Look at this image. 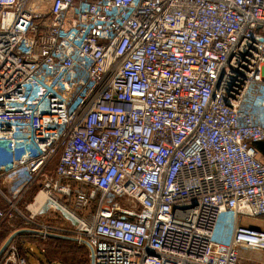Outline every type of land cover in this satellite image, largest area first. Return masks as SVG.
<instances>
[{"label":"built area","instance_id":"obj_1","mask_svg":"<svg viewBox=\"0 0 264 264\" xmlns=\"http://www.w3.org/2000/svg\"><path fill=\"white\" fill-rule=\"evenodd\" d=\"M7 217L94 264L264 254V0H0Z\"/></svg>","mask_w":264,"mask_h":264},{"label":"rangeland","instance_id":"obj_2","mask_svg":"<svg viewBox=\"0 0 264 264\" xmlns=\"http://www.w3.org/2000/svg\"><path fill=\"white\" fill-rule=\"evenodd\" d=\"M37 187H33L30 191V196L32 197L33 195H35L36 191H37ZM30 199V198H29ZM31 201H28V197L25 200V204L24 205H20L18 208L22 211V212H26V203H29ZM126 203L129 205L130 202L126 201ZM82 214V213H81ZM84 214V213H83ZM53 217L50 218V216H45V217H39L37 220L38 222L36 223L37 225H43V224H51L55 221V219L59 220V215L58 214H51ZM250 220L249 219H244V223L248 224ZM254 222H256L259 225H262L264 227V217L258 218V219H254ZM36 226V225H34ZM33 225L27 224L26 222H23L19 219L11 221L9 219V217H7L0 225V236H4L6 237L4 240H2L0 242V250L2 249V247L5 245V243L8 241V239L17 231H23V230H28V229H34ZM18 228V229H17ZM27 233H31L30 231ZM8 237V238H7ZM41 239V238H40ZM42 241H47V239H41ZM16 241V240H15ZM17 242L18 247H21V240L19 239ZM24 247L27 251V257L30 259V263L31 264H64L63 263V259L61 258V255L55 254V252L52 250L49 251L48 253V260L49 262H47L45 256L41 253L40 248L33 243H30L28 241H24L23 242ZM77 245V246H76ZM76 245H74V247H78V246H83V245H79L76 243ZM85 246V245H84ZM73 247V246H72ZM31 248H33V253L28 252V249L30 250ZM88 248V247H87ZM82 249H77V252L80 253ZM83 253H85V251H82ZM82 253V254H83ZM251 254L253 252H250ZM256 253H258L256 251ZM260 253V252H259ZM251 254L248 255V257L252 256ZM242 257V254H241ZM251 258V257H250ZM87 259V257H86ZM249 260H243L242 264H250L251 262H248ZM258 263V262H257ZM252 264V263H251Z\"/></svg>","mask_w":264,"mask_h":264},{"label":"trees","instance_id":"obj_3","mask_svg":"<svg viewBox=\"0 0 264 264\" xmlns=\"http://www.w3.org/2000/svg\"><path fill=\"white\" fill-rule=\"evenodd\" d=\"M29 193L26 196V198L28 197V201H32L34 195L31 197ZM26 198H25V200H26ZM5 238L6 237H4V236H0V242L2 240H4ZM19 239L21 240V247L19 246V249H20L21 253L26 257H27V251L24 247L25 244H23V242L25 240L30 242V243L36 244L40 248L41 253L45 256L47 262H49L48 253L50 250L53 249L55 254L62 256L61 258L63 259L62 261L64 264H91L89 249L84 245L74 247V245H76V243L71 241V240L56 238V237H50L47 239V241H42L40 239V237H38V235L27 233V232L20 234L15 240L18 241ZM77 249H82V250L80 251V253H78ZM82 251H85V253H83ZM28 252H30L29 249H28ZM86 257H87V259H86ZM28 260L30 262L29 258H28Z\"/></svg>","mask_w":264,"mask_h":264},{"label":"crops","instance_id":"obj_4","mask_svg":"<svg viewBox=\"0 0 264 264\" xmlns=\"http://www.w3.org/2000/svg\"><path fill=\"white\" fill-rule=\"evenodd\" d=\"M253 220H250L248 222V224L251 226L257 227V228H263L264 229V227L262 225L257 224ZM31 249H32V251H34L33 248H31ZM250 252H253V253L251 254ZM240 253L242 254V257L240 260L241 264L243 263V260H249L248 262H251L252 264H264V254H262V253H259V252L256 253V251L248 249V248H241ZM249 254L252 255V256H250L251 258L248 257Z\"/></svg>","mask_w":264,"mask_h":264},{"label":"water","instance_id":"obj_5","mask_svg":"<svg viewBox=\"0 0 264 264\" xmlns=\"http://www.w3.org/2000/svg\"><path fill=\"white\" fill-rule=\"evenodd\" d=\"M48 211V206L47 207H45L44 209H43V213H46ZM63 213V215L66 217V218H68V219H70L71 221H73L72 220V218L70 217V215H68L67 213H65V212H62ZM74 222V221H73ZM25 232H29L28 230H23V231H17V232H15L9 239H8V241L5 243V245L2 247V249L0 250V257H1V255L3 254V252H4V250L7 248V246H8V244H10L13 240H15L20 234H23V233H25ZM91 264H94V260H93V258H92V260H91Z\"/></svg>","mask_w":264,"mask_h":264},{"label":"bare ground","instance_id":"obj_6","mask_svg":"<svg viewBox=\"0 0 264 264\" xmlns=\"http://www.w3.org/2000/svg\"><path fill=\"white\" fill-rule=\"evenodd\" d=\"M46 199H47V196L44 194V193H42V194H40L39 196H38V198H37V201H36V206H33L32 208L35 210V211H37V209L39 208V207H41L45 202H46Z\"/></svg>","mask_w":264,"mask_h":264}]
</instances>
